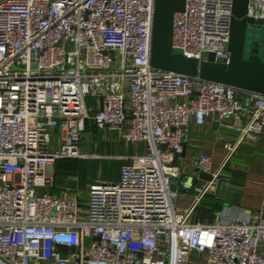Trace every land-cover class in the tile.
<instances>
[{"label": "built area", "instance_id": "2783aa9c", "mask_svg": "<svg viewBox=\"0 0 264 264\" xmlns=\"http://www.w3.org/2000/svg\"><path fill=\"white\" fill-rule=\"evenodd\" d=\"M232 10L233 0H185L172 48L227 63ZM153 13L154 0H0V264H188L193 253L197 264H264L261 217L190 221L230 157L263 134L264 95L153 68ZM247 17L264 19V1L249 0ZM213 117L234 139L215 174L208 155L196 158L213 181L195 185L174 161L190 125ZM90 127L146 154L93 186L86 204L77 190L46 192L58 161L87 157L79 145ZM177 180L194 193L186 215Z\"/></svg>", "mask_w": 264, "mask_h": 264}, {"label": "crops", "instance_id": "0c3cea01", "mask_svg": "<svg viewBox=\"0 0 264 264\" xmlns=\"http://www.w3.org/2000/svg\"><path fill=\"white\" fill-rule=\"evenodd\" d=\"M94 103L95 101L92 104ZM117 138L116 149L120 153L95 155L93 160H118L127 165L131 162L128 159L146 154L145 144L128 145L120 135ZM233 139L231 131L215 117L200 127L190 125L184 152L174 161L180 178L192 177L195 185L207 183L200 179L201 173L194 167V161L200 154L208 155L211 158V173L215 174L226 159L224 143ZM222 173L220 178L211 183L209 192L194 207L190 221L200 225H212L217 220L216 214L223 211H240L264 220V132L257 141L243 143L227 161ZM179 182H174V190L178 192L177 212L186 215L194 206V193L183 191ZM66 196L61 194L57 197ZM257 254L264 257V246L257 249ZM200 260V256L193 253L188 264H197Z\"/></svg>", "mask_w": 264, "mask_h": 264}, {"label": "water", "instance_id": "95a60500", "mask_svg": "<svg viewBox=\"0 0 264 264\" xmlns=\"http://www.w3.org/2000/svg\"><path fill=\"white\" fill-rule=\"evenodd\" d=\"M264 1V0H263ZM249 0H233L229 59L207 61L187 58L171 46L174 18L183 12L185 0H154L150 64L165 72L225 85L239 92L264 95V19L247 17ZM209 183L213 176L200 174Z\"/></svg>", "mask_w": 264, "mask_h": 264}, {"label": "rangeland", "instance_id": "374dc122", "mask_svg": "<svg viewBox=\"0 0 264 264\" xmlns=\"http://www.w3.org/2000/svg\"><path fill=\"white\" fill-rule=\"evenodd\" d=\"M88 103L92 104V99H88ZM118 135L115 132L95 130L90 127L82 135L79 145L81 154L87 157L58 161L53 168L55 183L52 187H47L45 191L60 196L61 194L68 195L71 190V192L77 190L79 200L86 204L93 186L118 180L120 169L126 163L118 160H93L92 158L95 155L120 153V150L116 149ZM172 187L175 188L174 185ZM79 218H86V213L82 211Z\"/></svg>", "mask_w": 264, "mask_h": 264}]
</instances>
